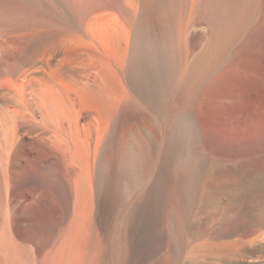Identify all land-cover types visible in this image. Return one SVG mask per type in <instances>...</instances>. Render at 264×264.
Wrapping results in <instances>:
<instances>
[{
	"label": "bare ground",
	"instance_id": "obj_1",
	"mask_svg": "<svg viewBox=\"0 0 264 264\" xmlns=\"http://www.w3.org/2000/svg\"><path fill=\"white\" fill-rule=\"evenodd\" d=\"M216 155L264 190V0H0V264H145Z\"/></svg>",
	"mask_w": 264,
	"mask_h": 264
},
{
	"label": "rangeland",
	"instance_id": "obj_2",
	"mask_svg": "<svg viewBox=\"0 0 264 264\" xmlns=\"http://www.w3.org/2000/svg\"><path fill=\"white\" fill-rule=\"evenodd\" d=\"M213 158L207 164L200 181V188L192 202L178 192L177 162L174 161L171 165L167 184V202L162 214L161 249L156 257L149 258L145 264L264 262V241L257 240L255 245L243 247L241 243H235L250 228L264 230V213L255 217L264 209V190L246 186L241 189L243 177L249 175L248 169L253 167L242 155L235 157L226 155L224 158L227 162L226 159L222 161L220 155ZM109 205L107 225L118 213L119 204L117 205L115 195ZM25 231L24 236L30 235L28 233L30 231ZM199 243L203 245L205 253L193 263L187 249L190 250L189 246L193 247ZM187 255L188 259H186Z\"/></svg>",
	"mask_w": 264,
	"mask_h": 264
}]
</instances>
